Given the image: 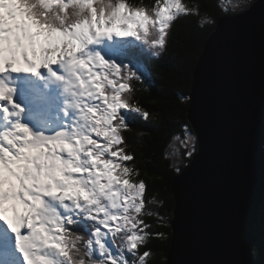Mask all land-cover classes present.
Here are the masks:
<instances>
[{
    "label": "snow or ice",
    "instance_id": "snow-or-ice-1",
    "mask_svg": "<svg viewBox=\"0 0 264 264\" xmlns=\"http://www.w3.org/2000/svg\"><path fill=\"white\" fill-rule=\"evenodd\" d=\"M19 11L0 16V221L7 226L0 264H147L150 252L139 247L150 235L143 216L152 213L143 211L146 184L126 163L135 157L124 135L133 115L149 118L132 102L131 82L144 76L132 61L100 49L134 40L158 56L171 23L190 9L181 0L151 8L126 0H19ZM42 69L65 85L72 114L60 130L37 134L22 121L8 81L19 73L43 79ZM183 131L181 158L190 161L197 137L187 124ZM81 224L87 237L73 230Z\"/></svg>",
    "mask_w": 264,
    "mask_h": 264
},
{
    "label": "water",
    "instance_id": "water-1",
    "mask_svg": "<svg viewBox=\"0 0 264 264\" xmlns=\"http://www.w3.org/2000/svg\"><path fill=\"white\" fill-rule=\"evenodd\" d=\"M190 97L197 152L173 182L168 264H255L264 190V0L219 19Z\"/></svg>",
    "mask_w": 264,
    "mask_h": 264
},
{
    "label": "trees",
    "instance_id": "trees-1",
    "mask_svg": "<svg viewBox=\"0 0 264 264\" xmlns=\"http://www.w3.org/2000/svg\"><path fill=\"white\" fill-rule=\"evenodd\" d=\"M126 1L149 8L157 3V0ZM181 2L190 11L180 14L171 23L166 37V51L158 61L151 63L153 81L138 82L133 79L131 82L134 86L132 102H138L146 109L150 113L149 118L145 120L138 115L124 133L126 150L135 157L134 161L126 163L134 165L139 173L135 179L145 182L143 211L152 213L143 216L149 225L146 231L150 235L147 242L139 247L140 253L150 252L147 264H168L172 246L174 231L171 221L176 205L173 182L181 172L175 170L174 157L182 144L183 126L187 124L194 132L188 112L190 99L184 97H190L197 62L219 19L228 12L240 10L225 7L222 0ZM188 162L186 160L181 164V170ZM262 196L256 225L255 264H264V190Z\"/></svg>",
    "mask_w": 264,
    "mask_h": 264
},
{
    "label": "rangeland",
    "instance_id": "rangeland-1",
    "mask_svg": "<svg viewBox=\"0 0 264 264\" xmlns=\"http://www.w3.org/2000/svg\"><path fill=\"white\" fill-rule=\"evenodd\" d=\"M223 2V5L229 9H232V10H235L237 8L241 9L243 8L245 5H248L249 3V0H222ZM183 4V2H181ZM193 134L195 135V133L193 132ZM183 139H181L182 141ZM179 152H177L176 156L174 157L175 159V163L176 164H183L185 163L186 160L182 159L181 158V153L183 152V146L182 144L180 145L179 147V150H177ZM263 257H264V254H263ZM4 259H8L6 257H4Z\"/></svg>",
    "mask_w": 264,
    "mask_h": 264
},
{
    "label": "clouds",
    "instance_id": "clouds-1",
    "mask_svg": "<svg viewBox=\"0 0 264 264\" xmlns=\"http://www.w3.org/2000/svg\"><path fill=\"white\" fill-rule=\"evenodd\" d=\"M252 1H253V0H249L248 5H250ZM126 2L129 3V4H132L130 1H126ZM239 11H242V9L237 10V11H233V12H228V13H226V14L236 13V12H239ZM151 31H152V30L150 29V32H151ZM166 49H167V46H166ZM165 51H166V50H165ZM165 51L161 52V53L158 55V57H159V56L161 57ZM160 57H159V58H160ZM159 58H158V59H159ZM142 73H143V72H142ZM147 80H148V79H146V81H147ZM195 135H196V134H195Z\"/></svg>",
    "mask_w": 264,
    "mask_h": 264
},
{
    "label": "bare ground",
    "instance_id": "bare-ground-1",
    "mask_svg": "<svg viewBox=\"0 0 264 264\" xmlns=\"http://www.w3.org/2000/svg\"><path fill=\"white\" fill-rule=\"evenodd\" d=\"M0 11L2 12V9H0ZM127 55H129V54H127ZM139 67H141V69H144L146 72H148V74L152 75V72L149 71V70H146V69L141 65V63H140V65H139ZM45 109H46V108H44V110H45ZM44 110H43V111H44ZM35 113L39 114V113H41V112H35Z\"/></svg>",
    "mask_w": 264,
    "mask_h": 264
}]
</instances>
